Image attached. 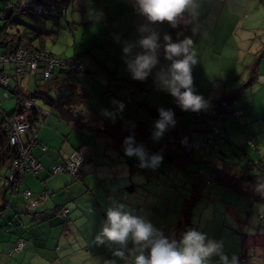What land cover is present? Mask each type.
Segmentation results:
<instances>
[{"label": "rangeland", "instance_id": "374dc122", "mask_svg": "<svg viewBox=\"0 0 264 264\" xmlns=\"http://www.w3.org/2000/svg\"><path fill=\"white\" fill-rule=\"evenodd\" d=\"M5 1L6 0L0 1V9L4 8L3 2ZM7 1L11 5H17L24 3L26 0ZM198 3L199 7L196 14L194 16H188L186 20L180 23L182 27L185 26V22L186 24L189 23L188 32L185 35L187 37H220V43L224 41L222 37H225V42L221 54L216 55L215 52L214 54H205L211 57H198L199 66L197 67L196 63L192 69L193 87L197 94L202 95L209 101L210 106L207 110H202L203 112L209 113L212 108V102L210 101H218L223 95L228 94L233 86L238 85L236 88L242 85L246 87L251 86L247 89L245 88V91H243V99L238 102L243 116L238 120L233 119L231 122L225 123L224 129L226 131L222 138L223 140L220 139L218 141V146L219 152L227 156V163L230 168L236 166L238 163L241 167L249 164L254 171V175H260L264 179V99L261 100L262 94L264 93V53H259L255 56L251 55L258 52L254 49L256 47L264 50V0H198ZM101 9L99 11L90 8L89 11H85L84 16L88 19H90L91 16L94 17L95 20H106V16ZM69 13L70 9L67 14ZM80 14V12H77L75 16L80 17ZM69 15L68 18L70 19ZM35 18L37 17L33 16L32 13H28L27 15L17 11L16 14L17 22L28 28L40 31L42 30L43 23L44 27L48 29L46 30L48 34H44L43 36V42L45 43L47 51H50L63 60L73 57L76 53L82 54V51H80L82 47L81 34L79 32L77 37H71V34L66 28V18L64 16L60 17L59 26L54 24L53 21H45L43 18H38V21L35 22ZM3 26L4 22L0 20V29H2ZM19 28L18 26V29ZM98 29L102 31V26L99 22ZM193 31H195V34H192ZM104 38V36L98 35L95 39L97 42L92 39H90L89 42L87 37L84 40L83 46L92 48L95 44H98V42H100L101 45ZM244 39L245 41H242ZM251 48H253V50H251ZM97 50L98 48L93 49V51ZM78 51H80V53H78ZM96 53L97 52H93V56H96ZM194 53L197 57V53L195 51ZM200 55H203V53L201 52ZM86 56L84 62L87 67L96 65L92 58ZM161 63H165L163 59ZM252 63V67H255L257 63V73H255L256 79L254 81H250L251 75L247 69V66ZM231 64L235 67L233 70L230 67ZM225 65L226 68L224 69ZM119 69L125 70L122 66H119ZM230 72L231 76L228 75ZM104 73L109 76L105 71ZM126 75L128 78H131L129 73H126ZM121 76L120 73H117L116 77L115 75L110 76L109 87L111 89L117 87L120 83L119 78H122ZM131 80L133 79L131 78ZM20 82L25 91L32 92L34 90L33 76H27L25 79L20 78L18 79V84H20ZM142 82L144 87L141 90H137L135 93H131L129 97L131 103L129 106L133 107L135 102L145 100L149 105L158 108L168 107L174 112H177L175 118L178 122V127L184 128L189 119L188 116L190 115V111H182L168 93L157 90L156 84L154 83V73L150 74L148 78L141 81V83ZM83 84L89 89L87 107L91 113L95 112L96 114L98 113V116L113 120L120 114L126 112L125 109L122 112L119 111L117 106L112 102V105H109L108 103L110 101L108 97L103 100V90L96 88V84L95 86L94 84L91 85L90 82L86 80ZM252 84L256 87L262 85L263 88L260 99L251 98V102L248 97L250 91L253 89ZM132 90L134 89L132 88L129 92ZM98 92L100 95H98ZM253 92H255V90H253ZM49 95L53 96L52 93H49ZM252 95L253 93L251 97ZM119 96L123 97V92ZM15 102L16 100L12 95L9 94L8 98L5 99L3 92L0 91V110L5 115L11 114L15 108ZM37 104L41 105L39 101ZM44 109L47 110L46 107H44ZM89 110H82L84 117H87V114L90 115ZM105 110H107L108 113L114 114V118L104 115ZM53 117H55L54 114L49 118ZM197 125V123L191 121L188 128L195 129ZM24 133H26V131H24ZM24 133H22V135ZM49 151L52 152L51 149H49ZM110 157L111 163L114 166L129 164L125 160L127 156H125L124 151L121 153L112 152ZM197 157L193 153L192 158L194 160L189 171L178 175L171 169L167 170L163 168L165 166H160L167 171L166 174L163 173L162 175L158 172L160 167L158 169L143 168L144 171H147V176H150L151 181H147L142 186L134 185V191L137 194H148L146 197L148 202L145 204L144 201V203L141 204L137 216L144 217L155 227L161 229L166 236L179 241L181 236L178 235L175 226L178 223V216L181 213L183 200L188 199L190 197L189 193L194 189L193 185L189 187L187 185L185 186V184L192 181V183L201 186L199 187L201 193L198 202L194 205L191 212L189 230L199 231L205 234L209 239L222 242L224 252L230 259L235 257L236 264H264V204L239 197L220 186H211L208 188L205 176L200 175L198 172L199 168H201L204 173H208L207 168L204 165H198L196 162ZM128 158L130 163L136 162V166H140V162L137 158ZM206 159L210 161L213 160L211 157ZM84 167H86V164ZM234 169L237 170V168ZM135 172L138 171H134V173ZM30 175L35 178V175ZM65 177L69 178L68 175ZM158 178H163L162 182L164 185L159 186ZM250 180H252V177H250ZM104 183L111 192L116 193L114 194L115 199H118L119 193H125L126 190L129 192V189H123L125 183H120L117 176L114 179L105 180ZM166 184L167 186H165ZM128 185L129 184H127V186ZM99 189L101 190L100 193L103 194V184H99ZM208 191L211 193L210 197L207 196ZM84 201L86 202V199L82 200L80 198L75 201L74 204L68 203L69 207L74 206L72 209L73 215L76 212L75 204H83ZM101 203L103 205L105 204L104 201H101ZM49 207L50 202L47 205V210H49ZM106 210L107 207L105 208V213ZM95 221H97V218L92 214L79 218L76 221V225L71 228L69 243H66L64 234L58 251V256L64 258L59 262L53 261L45 263L35 258L28 263V257L24 256L26 254L25 251L20 254H14L13 258H7L0 249V255L8 260V262L4 264H11L12 261L18 257H23L22 264H108L109 261L113 260L115 264H127V261L120 260L113 256L115 245L106 242L104 245H98L97 249H95L89 244V242L92 241L91 236ZM184 231L187 232L188 229L185 228ZM4 235L6 236V234ZM56 235V233H53L51 236L55 237ZM45 238H47V236H45ZM45 246L51 249L49 239L46 240ZM131 246V242H129L128 247L131 248ZM38 252L42 254L48 251L45 249H38ZM7 253L8 252L5 254ZM213 259L215 261L217 258Z\"/></svg>", "mask_w": 264, "mask_h": 264}, {"label": "crops", "instance_id": "0c3cea01", "mask_svg": "<svg viewBox=\"0 0 264 264\" xmlns=\"http://www.w3.org/2000/svg\"><path fill=\"white\" fill-rule=\"evenodd\" d=\"M40 1L41 2L38 3L43 5L45 8L48 9L50 7L51 0H40ZM5 2L8 1L6 0ZM90 8H94L99 11L102 8L101 10L106 16V20L103 19L95 20V18L91 16L90 19L85 18L84 16L85 11H89ZM69 9H70V13H69L70 15L67 14ZM77 12L81 13L80 17L75 16ZM53 14L55 15L56 12H52V15ZM68 15L70 16V19L68 18ZM65 18H66V22H65L66 28L68 32L71 34V37H77L79 35V32L82 37L81 38L82 47L80 49V51H82V54L76 53L73 56V57L75 56L80 57L84 65V70L86 72H89V78L87 77L79 78V80H81L82 83H84V81L86 80L90 82L91 85L94 84L95 86L96 84L97 85L96 88H98L99 90L101 89L103 90V96H102L103 100H105L106 98L104 89L109 87L111 75H115V77L117 73H120V75H122L121 76L122 78H119L120 83L117 85V87L113 89L110 88L114 92V94L119 98H122L119 95L123 92L122 90L119 89L120 85H123L126 82L141 83V81L131 80V78H128V76L126 75V73H128L127 66L124 63L122 56L123 43L125 41H134L138 39L139 38L137 33L138 27L147 23L142 16L138 15L134 11V8L132 6V0H69L66 4ZM75 18H79V19H75ZM59 19L55 21L56 23L54 22V24H56L57 26H59ZM37 21H38V17L35 18V22ZM98 22L102 26V31L98 29ZM185 26L186 28L183 29V32H186L185 34H187L189 23L186 24L185 22ZM154 27H156L162 34L168 33L172 29L167 24L155 25ZM180 28H182L181 24L178 25L177 31H179ZM41 29L42 30L40 31H43L45 35L48 34L46 32V30L48 29L44 27L43 23ZM192 34H195V31H193ZM98 35L105 37L101 45L100 42H98V44H95L94 47L92 48H86L83 46L85 38L88 37L89 42L90 39L96 41L95 39ZM185 36L186 35H184L183 37L177 36V37H173V39L174 40L179 38L183 39ZM190 38L193 40V51L197 53V57L195 56L197 61V67L199 66L198 57H211L205 54H211V53L214 54L216 52V55H219L223 51V44L225 42V37H222V39L224 38V41L222 43H220V37H190ZM242 41H245V39ZM95 48H98V50L93 51V49ZM43 49L44 51L51 53L50 51L46 50L44 42H43ZM254 49L258 52L251 55L255 56L256 54L258 55L259 53H264V50H261L258 47ZM251 50H253V48H251ZM80 51H78V53H80ZM93 52L94 53L97 52L96 56H93L92 54ZM201 52L203 53V55H200ZM85 56L92 58L96 65L87 67L86 63L84 62ZM162 59L163 57L161 56V60ZM119 66H122L123 68H125V70H120ZM252 66L253 63L247 66L249 73L252 74L253 71L254 73H257L256 70L257 63L255 67ZM230 67L232 68V70L235 68L233 64H231ZM225 68L226 65L224 69ZM100 69H102L103 71ZM104 71L108 73L109 76L105 74ZM228 75L231 76V72L230 74L228 73ZM25 78L27 77H24V79ZM14 81H16L18 84V79H15ZM42 83L43 82H41L40 79L38 80V78L37 79L35 78L33 82L34 88L35 85L36 86L41 85ZM253 85L254 84H252L253 89L250 91L248 97L251 102H252L251 98L260 99L263 88L262 85H259V87ZM82 87L84 91L87 93V104H86L87 107L89 89H87L84 86V84L82 85ZM236 87H238V85L233 86L230 92L226 95H223L222 98L230 96L231 94L236 92L241 86L239 88ZM249 87H245V88L247 89ZM253 90H255V92H253ZM243 91H245V89H243ZM243 91H241L239 97H236L237 104L239 100L243 99L242 98L244 95ZM49 93L54 94L53 90H51ZM252 93L253 95L251 97ZM98 95H100L99 92ZM232 99H235V97H232ZM262 99H264V93L262 94L261 100ZM108 100L110 101L108 104L112 105L111 102L113 101L109 98ZM210 102H212L213 104L214 101L212 100ZM36 106H38L44 112H49V108L42 103L40 105L37 104L36 102ZM44 107H46L47 110H45ZM86 107H82V109H85ZM165 108L169 109L168 107ZM87 110H89L88 107ZM89 112L90 115L87 114V117L83 116V118H84V122H86L90 128L98 127L103 122L114 121V119L111 120L109 118H103L101 116H98V113L97 114L95 112L91 113L90 110ZM174 113L176 114L177 112ZM52 114H54L55 117L49 118ZM52 114H47L43 126L38 130L36 134V140L38 144L32 150V155L43 166L44 168L43 172H40L38 175H35V178L32 177L31 175H24L23 181H21L20 184L15 186L16 188L15 192H11V190L6 189V187L3 185L2 181L0 180V201H5L6 203L4 213L0 217V249L5 257L13 258L14 254L16 253L10 254L9 252L13 249L16 243L18 242L22 243L23 246L22 250L20 252H17V254H20L23 251H25L26 254L24 256L28 257V263L34 260L35 258L45 263H50L53 261L56 262L61 261L64 257H59L58 251L60 249V242L62 240V237L65 234L64 239L66 240V243H69L70 242L69 234L71 233V228H73L76 225V221L79 218H82L89 214H92L97 218V221H95V223L93 224V232L91 236L92 241L89 242V244L92 247L97 249L98 245H104L106 243L105 242L104 244H97L95 241L96 236L100 233L102 225L107 218L105 213L106 207L108 209L109 207L115 205H123L125 210L132 212V214L134 215H137V212L141 204H143L144 201L145 204L148 202V199H146L148 194H137L134 191V185L142 186L144 185V183L147 182L148 178L150 179V176H147V171H144L143 168L137 169L139 165L136 166L137 165L136 162L130 163L128 157H126V159L128 160L129 164L124 166H114L111 163V158H108L104 155V149H105L104 144L94 137L92 131L85 129V127L84 128L72 127L65 121L60 120L57 117V114L55 113ZM224 128L225 126L223 127V129ZM225 131L226 130L224 129V133ZM41 147L42 148L45 147L46 151H42ZM81 147L85 148L86 154L94 155V158L96 159L94 162L87 161L85 163L86 167H82L81 181L76 182L75 184H71V179L65 177L67 175L50 176L49 174L50 167H52L53 165L61 164L69 157L70 153ZM49 149H51L52 152H50ZM218 151H219V147H216V149L210 155V157L213 158L212 161L207 159L197 158L196 162L198 163V165L199 166L204 165L207 168L208 173H204L201 168H199L198 172L200 175L205 176L206 178L205 181L208 188L211 186H220L224 188L226 191L233 193L227 190L226 187L221 186L222 182H219L218 179H215L214 174H211V169L214 166L219 165V162H217L218 158L216 159V161L214 160L215 156L220 157L218 155ZM163 168L167 170L171 169L175 171L177 175L181 173H187V172H177L172 167L165 166ZM232 169L234 168L233 167L228 168V172L235 173L233 172ZM134 171H138V172L134 173ZM159 173L160 175H162L163 173L166 174L167 171L161 168L159 170ZM237 173L238 172H236V174ZM116 176L118 177L120 183L122 182L125 183L123 189H129L127 187L132 186V189H129V192H127L126 190L125 193H119L117 197L118 199L114 198V194L116 193L111 192L110 189L107 188V185L104 183L105 180L114 179ZM35 180L38 182H36ZM162 180L163 178L159 179V186L164 185ZM214 180H217V183L219 184H216V182L214 183ZM99 184H103L104 187L103 194L100 193L101 190L99 189ZM127 184L129 185L127 186ZM186 185L189 187L191 185L194 186V189L191 190V193H189L190 197L192 196V191L194 190H197V194L200 196L201 189L199 187L201 186L192 183V181H190V183L188 184H185V186ZM165 186H167V184ZM245 186H247V184H245ZM24 191H29L31 193V199L37 198V204L39 205L36 206L35 212L32 214H27L28 200H26L23 197ZM42 193H45L46 195V200L44 201L45 203L43 201L38 202V200H40L38 199V196L41 195ZM207 196L209 197L211 196V193L209 191L207 192ZM190 197L188 199H190ZM80 198L82 200L86 199V202L84 201L83 204H75L76 212L73 215L72 209L74 208V206L69 207L68 203L74 204V202ZM188 199L183 200V204L185 203V201H188ZM101 201H104L105 204L103 205ZM49 202H50V207L49 210H47V205ZM183 204H182V208H183ZM62 210L67 212L65 214H62L63 213ZM60 211H62V213ZM65 219L67 222L65 221ZM182 219L183 218L180 214L178 216V221L179 220L182 221ZM63 221L65 223H63ZM189 223L187 225L183 221V224H181V228L179 229L177 228V224H176L175 228H177L178 235L180 236L183 235L182 233H185L184 231L185 228L188 230L190 229ZM53 233H56L59 236L56 235L55 237H52L51 235ZM4 234H6V236ZM45 236H47V238H45ZM47 239L50 240L51 249L46 248L45 246V242ZM38 249H45L48 252L40 254L38 252ZM6 252L8 253L5 254ZM7 258H4L0 255V264L7 263L8 262ZM22 259L23 257H18L17 259H14L11 264H22Z\"/></svg>", "mask_w": 264, "mask_h": 264}, {"label": "trees", "instance_id": "16d2710c", "mask_svg": "<svg viewBox=\"0 0 264 264\" xmlns=\"http://www.w3.org/2000/svg\"><path fill=\"white\" fill-rule=\"evenodd\" d=\"M1 1V0H0ZM37 3L41 2L40 0H35ZM69 0H51L50 7L52 12H56V14H48L42 13L41 16H36L38 18H43V20L48 21L52 20L53 22L57 21L61 17V11L66 9V4ZM4 8L0 9V20L4 22V26L0 29V54L3 56L8 55L17 49L21 48L28 53H45L48 56L53 58H58L59 60H63L51 53L44 51L43 49V31H38L36 29L28 28L16 20L17 11L22 14H31L28 10H20L19 5H11L14 9L6 10V6L8 2L3 3ZM48 10V9H47ZM48 11H51L50 8ZM65 17L64 15H62ZM56 23V22H55ZM18 26L20 27L18 29ZM186 26L182 27L177 31V28L171 29L168 34L172 37H183L186 32H183V29ZM181 30V31H180ZM180 32V33H179ZM181 39V38H179ZM86 54V53H85ZM73 60L76 64L82 66L81 72L71 73L68 69L56 67L53 70V75L51 79L44 80L40 73H37L34 79L39 78L43 83L41 85H35V88L32 92L25 91L21 84H17L15 79H22L26 76L17 77L16 68L12 65H4V67L0 68V74H4L9 78V82L4 89H0L3 92L4 98L7 99L8 95H12L16 102L15 108L9 115H5L0 110V180L6 189L11 190V192H15V184L8 181V176L12 173V165L16 160L21 159L20 150H25L30 144L33 142L34 146H31L28 156L35 160L38 164L41 163L32 155V150L37 146L36 134L38 130L43 126L45 118L47 114L55 113L57 117L68 123L72 127H81L92 131L94 137L101 141L104 144V155L108 158L112 152L121 153L123 150V141L129 135H134L135 141L137 144H143L146 151L151 154H161L163 159L158 167L154 169H158L160 166L172 167L177 172H188L191 164L193 163L192 154L194 153L198 159H206L210 157L212 152L218 146V141L223 140L224 136V125L227 122H231L233 119L228 115H224L225 118L222 120H216V114H213V104L221 101H231L232 103L236 102V97H239L241 91L245 89V85L241 86L236 92L227 97H221L218 101L212 104L211 111L209 113L200 111L201 118L196 119L195 116H191L194 114L190 112L188 116L189 119L184 128L177 127L173 130H169L165 132L164 136L158 141H153L152 139V131H153V122L158 119V111L157 107L149 105L145 100H141L139 102H135L134 106H129L131 103V99L129 98L131 93H135L137 90H141L144 87L143 83L139 82H126L123 85L119 86V89L123 91V97H117L114 92L110 89V87L104 89L106 97L111 99L112 101L122 102L124 104V109L126 112L124 114L119 115L114 119L113 122L107 121L103 122L100 126L95 128H90L86 122H84L82 107H86L87 104V93L84 91L82 85V81L79 80L80 77L89 78V72L84 70V65L80 59V57L75 56L69 59H65L63 61ZM43 66H39L42 68ZM42 70V69H41ZM250 81H254L256 79V74L254 71L252 72ZM131 92H129L131 89ZM53 90V96L49 95V92ZM235 97V99H232ZM34 99L35 103L40 102L46 105L49 108V112H44L38 106L32 108L30 117L28 119L29 129L23 135L18 137V144L12 145L9 140V125L12 119L16 116H20L23 113V105L29 100ZM130 101L128 102V100ZM237 104V102H236ZM81 108V109H80ZM80 109V110H79ZM167 109V108H166ZM78 110V111H77ZM87 110V108H85ZM242 111V110H241ZM243 116V113H242ZM241 116V117H242ZM240 117V118H241ZM239 119V118H238ZM234 119V120H238ZM200 120V121H199ZM193 121L197 123V128L190 129L188 128L189 124ZM41 125V126H40ZM216 126L219 129V134L216 137L209 139H200V145L194 146L192 144L193 139L189 136V132H200L206 131L208 132V128ZM220 125V126H219ZM208 126V127H207ZM222 133V134H221ZM222 135V136H221ZM183 139V140H182ZM181 141L184 143L182 144ZM229 142V140L227 139ZM83 148V147H81ZM81 148L75 150L78 151ZM42 151H46L45 147H41ZM217 151V150H216ZM72 153H70L71 155ZM69 155V156H70ZM218 155L220 157L214 158L218 160L219 165L214 166L211 169V174H214L215 179H218L221 183V186L226 187L227 190L233 192L239 197H244L246 199H251L255 202H261L264 204V179L260 175H254V171L249 164L244 166H240L238 163L233 168H237V170L232 169L235 173L228 172L229 165L227 163V156L222 152L218 151ZM69 158V157H68ZM67 158V159H68ZM66 159V160H67ZM65 160V161H66ZM96 159L94 155L86 154L85 150V159L82 162L81 166H79V170L74 174L70 175L68 171L62 174H51V168L49 169L50 176H60V175H68L71 179V184H75L76 182L81 181V172L82 167L85 165L87 161L94 162ZM126 162L128 160L125 158ZM64 161V162H65ZM63 163V162H62ZM59 165V164H57ZM43 168V166L41 165ZM134 167V166H133ZM132 167V168H133ZM142 168L138 166L137 169ZM162 167L159 168V170ZM44 170V168H43ZM43 172V171H41ZM159 172V171H158ZM236 172H238L236 174ZM40 173V172H39ZM16 174V173H15ZM31 173H25V175H30ZM38 174V173H36ZM210 174V173H209ZM239 174V175H238ZM35 175V174H33ZM24 177V175H23ZM22 177V179H23ZM252 177V180H250ZM16 178V177H15ZM20 180L18 183L20 184ZM151 179L148 178L147 181ZM217 183V180H214V183ZM213 184V182H212ZM247 184V186H245ZM127 188L132 189V186H128ZM199 195L197 194V190L192 191V196L188 201H185L183 204V208L181 210L182 221H178L177 228H181V224L183 221L188 225L192 209L194 205L198 202ZM45 203V202H44ZM6 203L5 201H0V217L4 213ZM29 207V205H27ZM27 207V214H32L35 212V208L29 209ZM63 211V210H62ZM62 211H60L62 213ZM67 212V211H66ZM63 214V213H62ZM64 217V216H62ZM66 221V219H65ZM67 222V221H66ZM63 223H65L63 221ZM176 228V229H177ZM182 237V235H181ZM17 244V243H16ZM15 244V245H16ZM263 262H264V240H263Z\"/></svg>", "mask_w": 264, "mask_h": 264}, {"label": "clouds", "instance_id": "9594fccd", "mask_svg": "<svg viewBox=\"0 0 264 264\" xmlns=\"http://www.w3.org/2000/svg\"><path fill=\"white\" fill-rule=\"evenodd\" d=\"M132 6L147 23L138 27V39L125 41L122 46L130 77L144 81L154 73L157 90L168 93L182 111L207 110L209 101L193 87L192 69L197 63L193 40L187 36L174 40L170 34H162L154 27L167 24L177 28L188 16L196 14L198 0H132ZM112 103L119 111L124 110L122 102ZM157 111L159 118L153 122V141L161 139L176 123L172 109L160 107ZM104 115L114 118L107 110ZM123 150L125 156L137 158L142 168L158 167L163 159L159 153L150 155L143 144L136 143L134 135L125 138ZM106 217L95 241L115 245L113 256L127 264H236V258L230 259L224 252L222 242L209 239L199 231L188 230L177 241L144 217L125 210L123 205L109 207ZM108 264H115V261Z\"/></svg>", "mask_w": 264, "mask_h": 264}, {"label": "built area", "instance_id": "2783aa9c", "mask_svg": "<svg viewBox=\"0 0 264 264\" xmlns=\"http://www.w3.org/2000/svg\"><path fill=\"white\" fill-rule=\"evenodd\" d=\"M52 7L53 6L49 7L51 11H48L49 8L47 10V8L37 3L35 0H26L24 3H21L19 5L20 10H28L35 16H41L42 13L45 12L48 14H52L53 11L51 9ZM9 9L13 10L14 7H11L10 4L8 3L6 6V10ZM64 13L65 10L61 11L62 15H64ZM6 64L15 66L17 77H21V76L36 77L37 73H40L42 78L47 81L51 79L53 75L52 74L53 70L56 67L68 69L71 73L82 71V66L76 64L73 60L63 61V60H59L58 58L56 59L51 56H48L45 53H28L27 51L21 48L5 56H3V54L2 55L0 54V68L4 67V65ZM41 65L43 67L39 68V66ZM8 82H9V78L4 74H0V89L6 88ZM238 106L239 105L236 104V102L232 103L231 101L217 102L213 104L214 110L212 113L216 114V120H222L223 118H225L224 115H228L232 119H238L242 116V111ZM35 107H36V103L34 99L27 100L23 105L22 115L16 116L12 119L9 125V134H10L9 139L12 145H17L19 143L18 137L21 136L22 133H24V131H27L29 129L28 119L30 117L32 108ZM191 116L192 117L195 116L194 118L200 119L201 113L200 111L195 112ZM175 121H176L175 126L171 127L169 130H173L174 128L177 127L176 118ZM208 126H209L208 132H206L205 130L204 131L200 130V132L188 133L189 136L193 139L192 144L194 146L200 145L201 138H204L205 140L209 138L211 139L219 134V129L216 126L214 127H211L210 125ZM181 143L183 144L184 142L181 141ZM31 146H34L33 142L25 150L21 149L20 150L21 159L13 162L12 173L8 176V181L12 182L13 184L17 181L15 186L19 184L18 182L22 179L25 173L36 174L43 171L41 165L28 156V152ZM84 159H85V148H81L76 152L73 151L65 162L59 165H54L51 168V174L53 175L62 174L68 171L70 175H74L79 170V166H81ZM23 197L26 200H28L29 209L33 210L37 205H39L37 204V198L31 199V193L29 191H24ZM38 199H40L38 200V202L39 201L44 202L46 200L45 193L39 195ZM65 213L66 211H63V214ZM22 247H23L22 243L18 242L9 253L12 254V253L20 252L22 250Z\"/></svg>", "mask_w": 264, "mask_h": 264}]
</instances>
